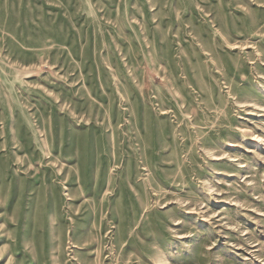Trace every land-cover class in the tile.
Returning <instances> with one entry per match:
<instances>
[{
  "label": "rangeland",
  "instance_id": "1",
  "mask_svg": "<svg viewBox=\"0 0 264 264\" xmlns=\"http://www.w3.org/2000/svg\"><path fill=\"white\" fill-rule=\"evenodd\" d=\"M0 264H264V0H0Z\"/></svg>",
  "mask_w": 264,
  "mask_h": 264
}]
</instances>
